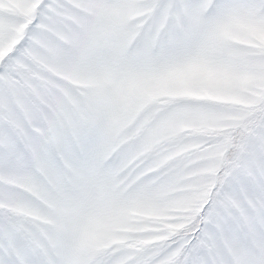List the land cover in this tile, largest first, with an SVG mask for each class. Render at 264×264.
<instances>
[{"label": "snow or ice", "instance_id": "6c2138e0", "mask_svg": "<svg viewBox=\"0 0 264 264\" xmlns=\"http://www.w3.org/2000/svg\"><path fill=\"white\" fill-rule=\"evenodd\" d=\"M0 264H264V0H0Z\"/></svg>", "mask_w": 264, "mask_h": 264}]
</instances>
